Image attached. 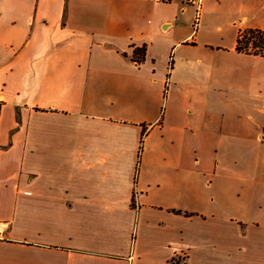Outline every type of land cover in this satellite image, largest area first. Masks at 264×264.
<instances>
[{
  "label": "crops",
  "instance_id": "obj_1",
  "mask_svg": "<svg viewBox=\"0 0 264 264\" xmlns=\"http://www.w3.org/2000/svg\"><path fill=\"white\" fill-rule=\"evenodd\" d=\"M244 29L264 0H0V264H264Z\"/></svg>",
  "mask_w": 264,
  "mask_h": 264
},
{
  "label": "trees",
  "instance_id": "obj_2",
  "mask_svg": "<svg viewBox=\"0 0 264 264\" xmlns=\"http://www.w3.org/2000/svg\"><path fill=\"white\" fill-rule=\"evenodd\" d=\"M146 49V46L134 48L131 60L138 65L142 64L146 58ZM236 49L240 53L264 57V31L260 29L240 30Z\"/></svg>",
  "mask_w": 264,
  "mask_h": 264
},
{
  "label": "built area",
  "instance_id": "obj_3",
  "mask_svg": "<svg viewBox=\"0 0 264 264\" xmlns=\"http://www.w3.org/2000/svg\"><path fill=\"white\" fill-rule=\"evenodd\" d=\"M158 2H163V3H167L170 2L171 0H157ZM189 2L191 3H197L198 6L200 5V0H189ZM2 229H3V225L0 224V234L2 233Z\"/></svg>",
  "mask_w": 264,
  "mask_h": 264
}]
</instances>
